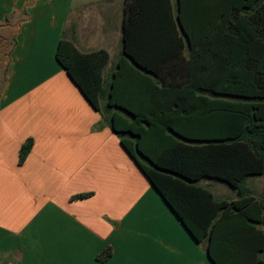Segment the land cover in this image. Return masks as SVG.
Wrapping results in <instances>:
<instances>
[{
  "label": "trees",
  "instance_id": "16d2710c",
  "mask_svg": "<svg viewBox=\"0 0 264 264\" xmlns=\"http://www.w3.org/2000/svg\"><path fill=\"white\" fill-rule=\"evenodd\" d=\"M55 59L212 264H264V189L247 187L264 177V0H127L107 88L105 51L61 39Z\"/></svg>",
  "mask_w": 264,
  "mask_h": 264
},
{
  "label": "crops",
  "instance_id": "0c3cea01",
  "mask_svg": "<svg viewBox=\"0 0 264 264\" xmlns=\"http://www.w3.org/2000/svg\"><path fill=\"white\" fill-rule=\"evenodd\" d=\"M126 2L0 0V39L11 41L0 81V264H212L55 59L61 39L105 51L107 88ZM262 178L247 180L257 201ZM199 184L238 198L220 182Z\"/></svg>",
  "mask_w": 264,
  "mask_h": 264
},
{
  "label": "rangeland",
  "instance_id": "374dc122",
  "mask_svg": "<svg viewBox=\"0 0 264 264\" xmlns=\"http://www.w3.org/2000/svg\"><path fill=\"white\" fill-rule=\"evenodd\" d=\"M6 35V34H5ZM11 46V41H10V35L7 36V40H1L0 39V81L3 79L5 71H6V64H7V56H8V50ZM264 185V178H262V180L258 181V183H256V185H254V194L258 197L262 196L261 193V189L262 186ZM221 187V185H220ZM225 188H227L225 186ZM227 190H229L227 188ZM230 191V190H229ZM214 193V192H213ZM215 195V193H214ZM217 199H219L218 197H216ZM262 259H264V255L262 256Z\"/></svg>",
  "mask_w": 264,
  "mask_h": 264
}]
</instances>
